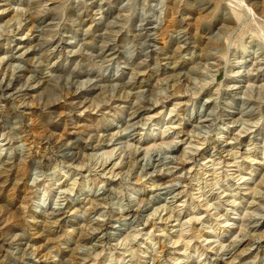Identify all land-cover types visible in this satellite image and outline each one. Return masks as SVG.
I'll use <instances>...</instances> for the list:
<instances>
[{
  "label": "rangeland",
  "instance_id": "rangeland-1",
  "mask_svg": "<svg viewBox=\"0 0 264 264\" xmlns=\"http://www.w3.org/2000/svg\"><path fill=\"white\" fill-rule=\"evenodd\" d=\"M0 264H264V0H0Z\"/></svg>",
  "mask_w": 264,
  "mask_h": 264
}]
</instances>
